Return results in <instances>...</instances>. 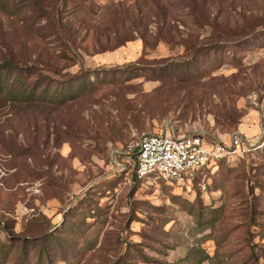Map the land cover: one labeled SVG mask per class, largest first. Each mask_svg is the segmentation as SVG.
Listing matches in <instances>:
<instances>
[{"label":"rangeland","instance_id":"374dc122","mask_svg":"<svg viewBox=\"0 0 264 264\" xmlns=\"http://www.w3.org/2000/svg\"><path fill=\"white\" fill-rule=\"evenodd\" d=\"M4 59L95 85L0 101V264H264V0H0ZM148 132L227 151L137 182Z\"/></svg>","mask_w":264,"mask_h":264},{"label":"built area","instance_id":"2783aa9c","mask_svg":"<svg viewBox=\"0 0 264 264\" xmlns=\"http://www.w3.org/2000/svg\"><path fill=\"white\" fill-rule=\"evenodd\" d=\"M234 149L242 143L239 136L233 140ZM136 173L139 178L161 180L167 183L191 181L194 174L208 166L227 151L221 145H211L204 133L184 135L155 132L143 133L136 145Z\"/></svg>","mask_w":264,"mask_h":264},{"label":"trees","instance_id":"16d2710c","mask_svg":"<svg viewBox=\"0 0 264 264\" xmlns=\"http://www.w3.org/2000/svg\"><path fill=\"white\" fill-rule=\"evenodd\" d=\"M237 35H239V33ZM65 76L67 77L62 80L54 79L44 74L42 69L36 65H23L11 59H4L0 61V101L4 103H25L28 105L50 103L62 106L75 99L81 98L95 85L91 76L84 72L77 74L69 73ZM205 167L198 170L195 174L201 172ZM136 169V153H134V179L137 182L148 181L146 178H139ZM165 183L173 185L176 182ZM60 236L61 235H55V238H57L56 245L59 247V250L62 251L61 254L63 255L68 252L63 249V247L67 248V243L66 240ZM43 243L47 246L49 242L48 240L46 242L44 240ZM43 248L49 252V249ZM47 256L50 259L51 255L47 253ZM67 259L68 257L64 260Z\"/></svg>","mask_w":264,"mask_h":264}]
</instances>
